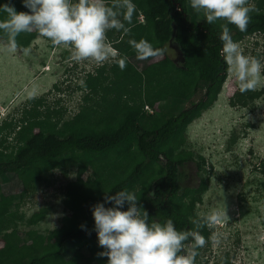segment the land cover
I'll return each instance as SVG.
<instances>
[{
  "label": "trees",
  "instance_id": "16d2710c",
  "mask_svg": "<svg viewBox=\"0 0 264 264\" xmlns=\"http://www.w3.org/2000/svg\"><path fill=\"white\" fill-rule=\"evenodd\" d=\"M105 1L110 6L113 3ZM251 1L258 11L250 12L247 30L228 26L234 41L259 35L264 47V0ZM132 2L136 5L134 13L140 12L143 22L130 27L120 16L129 31H106L107 39L114 38L118 43L115 47L122 52L119 54L125 59V67H119L120 58L108 68L109 74L106 67H101L83 83L82 88L88 90L84 99L93 106L83 108L60 127L58 120H50L55 111L47 107L41 111V120H28L20 126L15 152L0 149V187L7 184L18 192L4 194L0 188V264H98L89 258L107 264L108 258L98 255L104 248L98 245L91 208L120 190L135 192L138 205L151 219L164 222L171 218L177 230L199 231L206 243L197 249L194 264L203 262L211 232L208 225L198 227L194 221L201 219L195 205L206 186L189 188L182 183L183 167L193 163L200 170L203 159L194 161L193 153L185 149V132L214 104L225 82L227 65L220 54V25L225 21L207 23L204 11L194 10L190 0ZM4 3L8 0H0ZM11 3L17 12L29 11L22 0ZM0 19H6V14L0 13ZM36 34L35 30L20 33L17 48L23 49ZM141 39L149 41L156 54L138 58L129 41ZM1 42L7 43L3 32ZM171 44L182 52L180 63L171 60L156 76L145 77L140 67L163 63L166 47ZM260 95L254 89L243 93L237 90L229 105L246 106ZM36 102L41 103L40 99ZM156 104L153 114L143 109ZM36 128L38 131L26 139V133ZM55 172L67 178L62 205L70 215L46 234L33 228L44 220L45 208L23 221L27 230L11 228L15 218L22 220L18 201L47 184ZM262 190L264 196V181ZM127 207L126 203L122 210ZM73 241L80 246L74 247ZM58 256L62 259L51 261Z\"/></svg>",
  "mask_w": 264,
  "mask_h": 264
},
{
  "label": "rangeland",
  "instance_id": "374dc122",
  "mask_svg": "<svg viewBox=\"0 0 264 264\" xmlns=\"http://www.w3.org/2000/svg\"><path fill=\"white\" fill-rule=\"evenodd\" d=\"M248 3L254 6V1ZM135 10L136 5L131 20H127L130 27L141 22L140 12L134 13ZM113 39L107 40L116 49L117 42ZM239 45L245 55L256 57L264 64L263 40L259 35L246 37ZM71 53L70 45H50L49 39L38 31L23 49L9 51L7 43H0L2 151L15 152L20 126L28 120H41V111L47 107L55 111L50 120L53 123L58 120L60 127L83 108L93 106L89 99H84L88 90L82 86L87 76L95 75L101 67H106L108 73V68L122 58L118 50L103 63L91 58L77 62L71 59ZM165 53L167 59L163 63L152 62L140 67L145 77L156 76L171 60L180 63L174 44L166 47ZM237 90L238 81L227 72L217 100L186 127L185 149L193 153L194 161L200 157L203 163L200 170L193 163H187L183 167L182 183L189 188L206 186L195 205V212L201 217V214L218 209L225 210L227 215L222 222L208 226L210 244L201 264H225L226 260L228 264H264V76L254 89L261 92L260 97L246 106L229 105V99ZM38 99L40 105L36 102ZM158 104L154 106L156 109ZM37 131L36 128L27 132L25 138ZM53 176L47 184L18 201V215L22 220L15 218L11 228L21 232L27 230L23 221L45 208L44 220L33 228L46 234L60 227L62 219L70 215L62 205V187L67 178L59 172ZM0 188L4 194H18L7 184ZM73 245L80 246L78 241H73ZM60 259L58 256L51 261ZM88 260L100 264L95 258Z\"/></svg>",
  "mask_w": 264,
  "mask_h": 264
},
{
  "label": "clouds",
  "instance_id": "9594fccd",
  "mask_svg": "<svg viewBox=\"0 0 264 264\" xmlns=\"http://www.w3.org/2000/svg\"><path fill=\"white\" fill-rule=\"evenodd\" d=\"M105 2L22 0L29 11L17 12L11 0H8V3L0 4V13L6 14V19H0V32L7 35L9 51L16 50V37L20 33L35 30L53 45H70L71 59L74 61L91 58L103 63L118 51L111 42H107L106 31L115 29L127 33L129 29L120 16L130 21L135 9L132 0H113L111 6ZM190 4L194 10L204 11L209 24L217 20L225 21L220 25V54L227 71L238 81L241 93L255 89L264 76V64L256 57L244 54L239 42L232 39L228 25H235L241 32L246 31L250 12L258 9L248 0H190ZM139 16L142 22L143 17L141 14ZM129 44L140 59L157 52L144 39L130 40ZM175 49L178 50L176 46ZM118 63L121 69L125 67V59L121 58ZM144 109L146 113L153 114L156 107L145 105ZM138 201L135 192L120 190L115 195H106L103 202L92 206L94 231L98 245L104 248L98 255L107 257V264H194L197 249L206 243L205 237L196 230H177L171 218L164 222L151 219ZM126 203L127 210H122ZM106 204L111 206L106 207ZM226 217L225 210L217 209L201 214V219L194 223L198 227L212 226ZM80 227L83 229L85 226Z\"/></svg>",
  "mask_w": 264,
  "mask_h": 264
},
{
  "label": "water",
  "instance_id": "95a60500",
  "mask_svg": "<svg viewBox=\"0 0 264 264\" xmlns=\"http://www.w3.org/2000/svg\"><path fill=\"white\" fill-rule=\"evenodd\" d=\"M178 49V53L180 54V56L182 57V52L181 50L179 49V47H176ZM182 61H183V58H182Z\"/></svg>",
  "mask_w": 264,
  "mask_h": 264
},
{
  "label": "built area",
  "instance_id": "2783aa9c",
  "mask_svg": "<svg viewBox=\"0 0 264 264\" xmlns=\"http://www.w3.org/2000/svg\"><path fill=\"white\" fill-rule=\"evenodd\" d=\"M150 112H152V111L150 110Z\"/></svg>",
  "mask_w": 264,
  "mask_h": 264
}]
</instances>
